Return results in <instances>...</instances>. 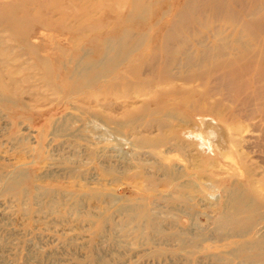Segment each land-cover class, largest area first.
<instances>
[{"label": "rangeland", "instance_id": "1", "mask_svg": "<svg viewBox=\"0 0 264 264\" xmlns=\"http://www.w3.org/2000/svg\"><path fill=\"white\" fill-rule=\"evenodd\" d=\"M125 1L60 0L63 11L51 0H0V7L17 5L42 19L46 27L34 24L33 42L54 70L55 61L64 70L82 56L81 48L90 49L91 38H108L116 15L130 9ZM182 4L154 2V20L161 24L148 31L152 41ZM205 10L199 14L210 17ZM262 15L255 19L264 29ZM77 18L106 26L82 35ZM1 27L0 41H6ZM196 30L194 39L212 42L210 29ZM226 35L231 42L238 37L231 30ZM247 42L244 35L240 43ZM31 62L24 57L11 64L23 74L5 83L19 89L16 104L0 101V264H264V250L237 251L264 238V218H231L226 204L233 193L264 212V60L256 68L250 61L230 67L242 73L228 72L226 83L209 77L205 85L197 69L198 79L185 77L190 83L155 86V77L147 76L131 78L152 84L137 94L135 88L110 92L102 84L74 95L62 90L61 78L47 87ZM196 94L206 97L199 102ZM191 100L198 101L196 111ZM145 104L151 110L142 116ZM154 105L165 110L156 114ZM209 107L227 121L206 114ZM125 112L140 119L127 124Z\"/></svg>", "mask_w": 264, "mask_h": 264}, {"label": "bare ground", "instance_id": "2", "mask_svg": "<svg viewBox=\"0 0 264 264\" xmlns=\"http://www.w3.org/2000/svg\"><path fill=\"white\" fill-rule=\"evenodd\" d=\"M157 1L128 0L122 2V5L130 7V9L123 15H116V21L111 26L112 28L109 29L107 26L106 35L108 38H99V36L91 38L94 43H91L90 49H77L80 54L82 53V56L69 60L72 67L69 69L66 67L64 70H61L63 68H61L62 64L59 61H55L57 67L53 65L54 70L49 57L40 54L43 51L40 52L42 46L33 42L34 24L37 23L44 28L46 27V23L42 19L39 20L31 13L23 11V7L19 8L17 5H8L5 10L0 7V10L3 11V14H0V27L2 26V31L8 36L6 41H0V101L12 105L16 104L12 98L19 92V89L16 88L12 91L8 89L5 83L6 81L17 82L18 78L23 76L21 70L11 66V64H18L24 57L28 58V61H32L33 68L40 69L47 87L54 88L53 80L61 78V88L68 95L78 94L86 88L102 84L106 85L107 91L110 92L117 91L124 94L135 88L137 94L146 91V88H151L152 84L136 85L131 78L135 81H141L147 76L155 77V81H158L155 86L181 80L189 82L191 79L185 78L187 75H195V79H198L201 74L206 77L201 80H207L205 85L209 83V77H214L224 83L228 75H231L230 73L233 75L242 73L240 70L230 69L240 61H250L256 68L264 60V36H262L264 29L259 28L256 22L257 18L255 19V17L263 14L264 9L262 7L264 5H261L258 0H183L182 6L175 9L172 19L168 23L163 22L164 24L159 28V32L162 31L160 37L152 41L148 31L161 24V20H154L155 12L152 5ZM50 5H54L56 10L63 11L60 0H51ZM238 6L237 9L240 13L236 14L237 12H234L235 7ZM69 7L74 9L73 4L68 6V10L72 11ZM204 8L211 10L210 17H203L202 14H199V12L204 11L203 15H205L207 11ZM18 10H22V12L18 14ZM248 18L250 19L246 20ZM259 18L264 19V15ZM218 22L221 23L219 27L212 26ZM75 25L82 35H85L86 32L91 35L100 33L103 31L102 28L106 26L103 25L102 21L91 18H86L84 21L78 19ZM194 28L198 32L199 28L210 29L208 30L211 35L209 39L212 42H207L202 36L201 40L199 37V39H194L196 34ZM229 30L233 32L234 36H238L232 42L229 40V38L231 39L230 35L229 37L225 36ZM244 35L249 38L247 45L240 43V39ZM233 44L237 48H230ZM186 48L195 49L182 52ZM10 56L13 57L12 61L9 60ZM63 66L65 67V65ZM197 69H202L203 72L198 75ZM222 87L223 92L228 90L225 85ZM241 89L243 90V88ZM57 90L59 91L58 88ZM205 93L210 94L211 92L208 89ZM188 96L193 98V95L189 94ZM194 96L198 101L204 100L203 98L206 97L203 94ZM195 101L188 103L196 111L199 108L196 105L198 101L193 103ZM215 107H220V103ZM152 108L156 114L165 110L163 105L161 107L154 105ZM142 109L143 116L144 112H150L151 106L145 104ZM207 112L208 114H212V112L215 114V109L209 107L206 109V114ZM168 115L173 116L171 113ZM215 115L221 122L227 121L223 112ZM123 116L126 117L127 124L140 119L138 117L132 119L128 112L123 113ZM108 123L116 125L118 128L122 124L115 123L113 119H109ZM226 204L231 210V218L240 219L249 213H256L260 218H264L263 207L252 203L247 197L230 193ZM246 222L248 224L249 221ZM250 249L264 250V238L252 244L241 245L237 251L243 253Z\"/></svg>", "mask_w": 264, "mask_h": 264}, {"label": "clouds", "instance_id": "3", "mask_svg": "<svg viewBox=\"0 0 264 264\" xmlns=\"http://www.w3.org/2000/svg\"><path fill=\"white\" fill-rule=\"evenodd\" d=\"M213 199H214V197H213Z\"/></svg>", "mask_w": 264, "mask_h": 264}]
</instances>
